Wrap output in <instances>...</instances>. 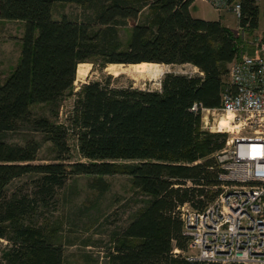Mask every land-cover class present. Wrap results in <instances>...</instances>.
Masks as SVG:
<instances>
[{
  "label": "trees",
  "instance_id": "obj_1",
  "mask_svg": "<svg viewBox=\"0 0 264 264\" xmlns=\"http://www.w3.org/2000/svg\"><path fill=\"white\" fill-rule=\"evenodd\" d=\"M194 1L0 0V19L24 24L20 59L0 82V241H9L0 264H64L61 246L49 238L55 229L26 221L38 202L53 198L69 177L84 174L128 175L147 197L115 236L103 264H218L172 253L186 250L189 239L178 207L189 202L204 208L218 193L206 186L220 184L215 154L229 136L204 129L201 112L192 107L219 106L229 65L250 46L221 21L193 16ZM56 2L91 12L81 21L58 19ZM242 7L239 26L251 38L260 6L243 0ZM98 60L119 70L124 65L117 63L190 64L203 75L167 72L154 90L116 85L122 75L109 74L74 91L79 63ZM68 95L74 104L60 123L51 116H58ZM42 105L51 116L34 112ZM21 129L28 132L25 139L9 142L8 134ZM36 134L53 150L47 163H34L43 147ZM26 176L33 181L31 197L9 191Z\"/></svg>",
  "mask_w": 264,
  "mask_h": 264
},
{
  "label": "rangeland",
  "instance_id": "obj_2",
  "mask_svg": "<svg viewBox=\"0 0 264 264\" xmlns=\"http://www.w3.org/2000/svg\"><path fill=\"white\" fill-rule=\"evenodd\" d=\"M53 10L55 18L59 19L62 15H67L80 21L91 12L83 5L62 2H56ZM190 10L195 17L219 20L236 34L243 32L232 13L219 12L207 1L195 0ZM255 32H264V4L260 6L259 26ZM23 33V22L0 19V82L6 79L20 59ZM247 33L249 34V31ZM128 34L126 27L121 28L123 38H127ZM248 36L246 38H250ZM262 56L264 57V53H262ZM117 64L128 66L136 63ZM119 68L109 65L103 67L99 60L96 63H79L74 91H78L82 83L101 80L109 74L114 75V77L122 75L114 80L116 85H133L142 89L154 90L160 89L161 79L167 72L194 74L190 64H160V72L158 71V74L155 75L148 72H121ZM74 99V95L66 96L61 103L58 116H51L50 109L43 105L35 107L34 112L39 115L46 114L63 123L72 110ZM231 119V114L222 117L221 127L234 129ZM27 135V130L21 129L10 132L7 139L9 142H22ZM228 135L231 134L228 133ZM36 136L42 141L43 147L34 163H47L53 157V150L49 144L44 143L42 135L36 134ZM70 143L75 149L73 138L70 139ZM19 189L23 191V194L31 197L34 189L32 177L26 176L15 180L9 191L14 192ZM146 199V196L140 194L133 187L131 178L128 175L114 174L102 177L85 174L74 175L69 177L62 187L57 189L53 198L46 202H38L35 205L32 219L27 218L26 223L31 222L35 226H44L47 231L55 229L50 233L51 235L49 234V238L52 243L61 246L64 264H103L107 261V253L114 249L115 236L145 206ZM8 245V240L3 239L0 241V259H2Z\"/></svg>",
  "mask_w": 264,
  "mask_h": 264
},
{
  "label": "built area",
  "instance_id": "obj_3",
  "mask_svg": "<svg viewBox=\"0 0 264 264\" xmlns=\"http://www.w3.org/2000/svg\"><path fill=\"white\" fill-rule=\"evenodd\" d=\"M204 1L219 12L232 13L239 25L243 0ZM253 1L264 4V0ZM242 35L250 49H242L229 65L219 106L195 103L192 107L201 112L204 129L231 135L215 154L220 184L206 186L218 191L214 200L204 208L189 202L178 207L189 243L186 250L174 248L172 253L189 261L264 264V32H255L249 39L244 31ZM191 67L194 74L203 75ZM228 114L232 130L220 125Z\"/></svg>",
  "mask_w": 264,
  "mask_h": 264
},
{
  "label": "bare ground",
  "instance_id": "obj_4",
  "mask_svg": "<svg viewBox=\"0 0 264 264\" xmlns=\"http://www.w3.org/2000/svg\"><path fill=\"white\" fill-rule=\"evenodd\" d=\"M160 64L158 63H148V62H142V63H137V64H130L128 66H123L121 68L122 71H133V72H148V73H154L158 74L157 72H160L159 68ZM203 123V122H202Z\"/></svg>",
  "mask_w": 264,
  "mask_h": 264
}]
</instances>
